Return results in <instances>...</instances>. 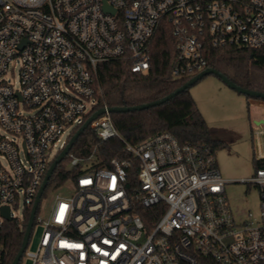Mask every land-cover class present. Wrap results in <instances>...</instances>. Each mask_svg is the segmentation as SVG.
Segmentation results:
<instances>
[{
	"label": "built area",
	"instance_id": "1",
	"mask_svg": "<svg viewBox=\"0 0 264 264\" xmlns=\"http://www.w3.org/2000/svg\"><path fill=\"white\" fill-rule=\"evenodd\" d=\"M164 25L176 42L172 75L191 78L209 67L208 46H264V0H0V233L10 221L2 207L24 222L50 165L98 110L99 64L147 71ZM108 106L89 127L101 142L123 139L127 155L92 167L98 145L69 151L76 190L56 196L47 219L36 213L43 231L24 252L31 264H264V123L254 128L262 165L246 179L260 190V213L238 221L226 193L233 181L208 148L169 131L131 143Z\"/></svg>",
	"mask_w": 264,
	"mask_h": 264
},
{
	"label": "trees",
	"instance_id": "2",
	"mask_svg": "<svg viewBox=\"0 0 264 264\" xmlns=\"http://www.w3.org/2000/svg\"><path fill=\"white\" fill-rule=\"evenodd\" d=\"M154 38L151 45V65L145 72L132 71V64L128 60L120 59L99 64L97 83L100 89L94 110L105 104L134 106L148 103L168 95L190 79L172 75L177 51L171 30L164 25ZM206 51L209 67L217 68L240 86L264 92V46H208ZM199 108L188 88L164 103L150 108L112 112V118L122 137L131 143L136 144L162 131H169L182 143L190 142L199 147H206L216 157L218 149L230 146V140L226 137L230 132L225 128L210 125ZM79 128H76L74 133ZM96 145L97 156L92 160V167L108 165L110 159L116 155H127L123 151V139L113 137L101 142L92 127H88L79 136L71 152L79 155L89 154ZM65 161L70 163L69 155L58 164L46 189L74 178L79 173L78 168L67 169L64 166ZM254 165L259 167L262 161L254 157ZM129 173V183L133 185L136 182V169L130 170ZM148 211L152 212L153 209ZM30 212L31 208L27 209L22 223L17 220L5 222L0 233V264H12L17 256L25 239ZM158 214L155 213V218ZM142 215L148 222L147 212L142 210Z\"/></svg>",
	"mask_w": 264,
	"mask_h": 264
},
{
	"label": "rangeland",
	"instance_id": "3",
	"mask_svg": "<svg viewBox=\"0 0 264 264\" xmlns=\"http://www.w3.org/2000/svg\"><path fill=\"white\" fill-rule=\"evenodd\" d=\"M12 66L15 67V70L10 75V81L17 87L19 62H14ZM189 89L206 121L212 126L222 127L230 132V135L226 136L230 140V146L216 151V163L223 177L233 181L227 183L226 193L234 217L238 221H244L248 218L250 211L258 216L262 195L256 185L246 181L255 173L254 157L260 153L254 128L257 126L255 116L259 111L261 112V108L257 103L256 105L252 102L257 98L248 97L244 93L236 91L215 74L202 77ZM72 129V127L67 128L63 135L64 138H68L72 134ZM4 134L0 125V136ZM56 151L54 149L52 154L54 155ZM64 166L67 169L71 167L68 161H65ZM75 190L76 183L72 177L56 186H50L41 197L37 211L38 217L47 219L54 206L56 196H70ZM15 213L24 218L22 206L15 208ZM42 231L43 225L40 222H35L28 245L29 250L37 248ZM20 264H31V260L25 254Z\"/></svg>",
	"mask_w": 264,
	"mask_h": 264
},
{
	"label": "water",
	"instance_id": "4",
	"mask_svg": "<svg viewBox=\"0 0 264 264\" xmlns=\"http://www.w3.org/2000/svg\"><path fill=\"white\" fill-rule=\"evenodd\" d=\"M209 74H215L218 77L220 76V78L226 83L228 84L230 87L236 89V91L242 92L247 96L250 97H255V98H263L264 99V92L263 91H259V90H253L250 88H246L243 86H240L238 84H236L234 81H232L228 76H226L224 73H222L221 71H219L217 68L214 67H207L206 69H204L203 71H201L199 74H196L195 76L191 77L188 81H186L182 86H180L179 88H177L175 91L169 93L168 95L148 102V103H142V104H138V105H134V106H108L107 109L110 112H127V111H132V110H141V109H146V108H150L152 106H156L159 104L164 103L165 101L171 99L172 97L176 96L177 94H179L182 91H186V89H188L190 86H192L193 84H195L197 81H199L200 79H202V77H205L206 75ZM106 111L105 107H101L99 108L97 111H95L85 122L83 125H81V127L76 131V133H74V135L70 138L69 142L67 143V145L64 147V149L59 153L60 155L57 156V158L52 162V164L50 165L47 174L45 176V179L40 187V190L37 194V197L35 199L34 205L32 207L30 216H29V221L27 224V228L24 234V238L23 242H22V246L19 250V252L17 253V256L14 258L12 264H20V261L22 259V257L24 256V252L28 246L30 237H31V233H32V228L35 224V217H36V213L39 207V203L41 200V197L48 185V182L53 174V172H55L54 170L56 169V167L58 166V164L65 158V156L69 153V151L72 149L73 145L75 144V142L77 141V139L79 138L80 135H82V133L90 126L91 122H93L100 114L104 113ZM262 123H264V119H262ZM2 214L6 217L7 220L12 219V216L10 214V207L9 206H3L2 207Z\"/></svg>",
	"mask_w": 264,
	"mask_h": 264
},
{
	"label": "crops",
	"instance_id": "5",
	"mask_svg": "<svg viewBox=\"0 0 264 264\" xmlns=\"http://www.w3.org/2000/svg\"><path fill=\"white\" fill-rule=\"evenodd\" d=\"M252 102H254L255 104L257 103L258 107L261 108V112L259 111V113H257L255 116V123L259 125L262 123V119H264V100L262 101V100L254 99Z\"/></svg>",
	"mask_w": 264,
	"mask_h": 264
}]
</instances>
